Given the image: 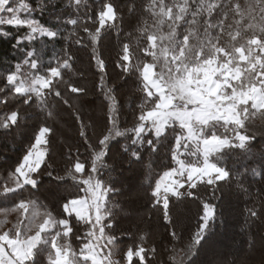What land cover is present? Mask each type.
Returning a JSON list of instances; mask_svg holds the SVG:
<instances>
[{"label":"snow or ice","instance_id":"obj_1","mask_svg":"<svg viewBox=\"0 0 264 264\" xmlns=\"http://www.w3.org/2000/svg\"><path fill=\"white\" fill-rule=\"evenodd\" d=\"M70 5L78 12L81 7L87 10L88 0H70ZM37 10L43 11V5L33 8L25 0H0V26L26 28L22 39L27 41L37 34L57 37L58 31L31 18ZM21 12L27 16L21 18ZM89 20L94 27L87 26ZM122 22L123 16L112 0L102 3L93 16L85 12L82 30L90 41L85 46L92 47L91 59L96 60L101 73L105 72V62L97 58L96 47L102 31H119L117 25ZM67 23L75 26L78 20ZM135 31L138 35L133 37L130 32L129 37L135 39L143 57L135 56L130 43H123L117 64L120 75L135 77V91L141 93L133 112L134 123L121 128L119 102L113 89L104 92L107 119L96 145L86 134L88 126L76 116L81 121L79 135L91 153L90 163L86 169L85 162L77 158L66 170V176L84 195L66 199L60 216L48 209L41 213L37 201L26 195L39 187L45 174L52 175L42 168L49 158L53 130L47 124L38 126L14 170L7 173L6 179L0 177V204H12L0 211L4 217L0 229L8 223L9 215L16 214L12 227L0 231V264H152L149 255L154 259L156 248L146 246L143 236L139 243L121 252L114 231L116 217L124 211L122 200L132 199V194H126L119 185L127 170L124 165L130 168L142 161L145 153L163 152L176 164L154 185L150 180L151 164L146 165L145 174L152 207L159 205L163 220L173 227L170 197H191V190L198 184L216 186V191L222 187L221 182L235 181L236 187L247 193L240 183L242 174L233 175L224 166L226 156L239 150L245 155H258L264 166V0H148ZM69 36H77L78 45L84 43L75 31ZM72 61L73 56L65 50L54 67L49 65L42 71L40 56L28 51L24 64L29 70L22 73V66L17 64L0 87V103L8 109L0 119V132L19 127L21 120L38 119L40 113L47 112L51 117V102L63 99L60 84L71 93H85L86 89L65 79L73 70ZM63 102L68 104L67 99ZM257 136L261 141L258 152L253 144ZM118 137L125 142L113 150L112 142ZM182 156L197 159L189 162ZM252 172L259 175L257 169ZM201 203L197 230L189 233L179 250L172 248L170 264H250L247 259L235 257L230 246L217 239L216 205L203 200ZM247 212L245 227L249 220L264 226V203ZM76 222L83 224L85 231L75 236L80 243L74 247ZM171 236L176 239V231ZM251 246L255 248V241ZM260 248V259L254 264H264V236L260 237Z\"/></svg>","mask_w":264,"mask_h":264},{"label":"trees","instance_id":"obj_2","mask_svg":"<svg viewBox=\"0 0 264 264\" xmlns=\"http://www.w3.org/2000/svg\"><path fill=\"white\" fill-rule=\"evenodd\" d=\"M25 2L33 8H38L42 4L43 11H34L31 13V18L36 19L41 25L50 30L58 31L59 35L57 37L36 35L34 40L27 41L22 39L24 33L27 32L26 28L17 30L10 26H0V33H9L7 36L0 34V87H3L6 76L15 72L17 64L22 66V73L29 70L27 65L24 64L28 51H34L40 56L41 70L43 71L49 65L54 67L57 59L64 57L66 50L73 56V70L68 73L65 79L75 86L86 89V92L71 93L67 91L64 84H60L63 99H59V102L55 100L51 102L49 107L52 112L51 117H48L47 112L40 113L38 119L21 120L19 127H13L7 133L0 132V177H7V173L14 170L18 160L22 159L25 154L35 132L38 131V126L47 124L53 131L49 137V158L45 161L42 171L46 169L52 175L48 176L45 174L40 180L39 187L31 189V192L26 195L37 201L39 206L37 210L41 213L48 209L55 215L60 216L62 212L61 205L66 199L84 195L83 192L78 190L76 182L66 176V170L75 163L77 158L85 162L87 169L91 156L87 144L84 143V137L79 135L81 121L76 119L78 110L75 106L81 111L85 109L89 112L90 109L86 105L87 101H85L89 95H93V100L99 105L101 110L100 119L93 117L92 114L87 115V122L82 119V122L88 126L86 127V134L93 145L97 144V136L100 135L107 119V102L104 99V92L107 89H113L117 95L121 128L129 127L134 123L133 112L137 108L141 93L135 91L137 87V83H134L135 77L130 78L126 74L120 75L121 69L117 67V64L119 63V53L123 43H130L135 56L143 57V53L137 48L133 37L138 35L135 29L141 21L142 6L148 0H112L120 15L123 16V22L117 25L119 31L116 29L103 30L101 42L96 47L97 58L103 59L105 62L104 73L98 70L96 60L91 59L93 49L91 46H85L90 45V41L87 33L83 32L82 29L85 12L87 11L88 16H93L100 10L102 3L108 2V0H88L87 10L81 7L79 12L74 6L70 5V0H25ZM166 2H171V0H166ZM72 19H77L78 24L74 26L67 23V21ZM87 26L90 28L94 27L91 20L87 22ZM73 31L78 34V37L84 39L83 44L78 45L75 43L77 36H69ZM130 32L133 33V37H129ZM65 37H68V39H65ZM18 40L20 41L19 45L17 44ZM142 44L143 41L141 42ZM145 59L150 60L151 58ZM126 86L129 87V96H124L125 91L122 88ZM11 99L12 97L9 96V102H11ZM64 99L68 100V104L63 102ZM7 110L5 105L0 103V119L3 118V114ZM65 110H67L70 119L72 118L71 120L75 121L77 136H75V139L69 136L68 138L66 137L67 139L56 143L57 122L60 123L63 120L59 114L62 115ZM34 111L38 112V110ZM218 131L223 132V129ZM130 136L131 134H129ZM124 142L123 137H118L112 142L111 147L115 150L119 144ZM63 143H67V145L62 147ZM253 144L258 152L261 147L259 136L253 141ZM181 158L189 162L197 159V157L192 156H182ZM212 159L215 160V157ZM223 163L233 175L242 174L240 183L243 188L247 189V193L242 189H238L235 181L231 183L221 182L222 187L216 191H213L216 186L198 184L197 188L191 190L193 192L191 197L184 196L180 199L170 197L169 214L175 225L173 227L166 224L163 220V210L159 205L156 208L152 207L149 181L145 179V174L147 172L146 165L151 164L150 180L154 185L155 180L159 179L164 171L169 170V167H176V164L171 161L170 156L165 155L163 152L158 155L145 153L142 161L131 167L136 168L137 171H135L139 175V183L144 190L143 210L140 211L139 215L149 222V226L132 228V223L127 221V217L124 215L127 202L122 200L124 211H120L117 215L114 227L117 236V247L121 252L126 251L129 246L139 243L140 237L143 236L146 246L156 248L154 259L151 254L149 255V260L152 261V264H170L172 248L176 247L179 250L187 241L189 233H194L197 230L199 223L198 213H201L202 210V200L216 205L217 238L230 226L231 221L229 219L232 216L229 215V210H231L232 202L236 200L238 219L235 226L239 240L232 246L234 256L240 259H247L250 264L259 261L261 256L260 237L264 236V226H261L258 221L252 223L249 220L248 226L245 227V221L248 220L247 209L252 207L259 209L261 203H264V166H262L258 155H245L239 150L226 156ZM49 164L51 167H48ZM124 168L128 171L129 165ZM252 169H257L259 175H254ZM58 177H63V179H58ZM104 179H107L106 175ZM123 180L121 175L119 179L120 186H122ZM205 188H207L206 191ZM181 191H184V189H181ZM213 196L215 197L214 199ZM11 206V202L0 204V211ZM183 218H186L187 221L185 222L184 220L186 219ZM72 219L75 220L74 217ZM11 222H16L13 217L8 220L4 228H11ZM84 231L85 226L76 222L72 233L74 247L80 243V241L75 239V236L83 235ZM172 231H176V239L172 238ZM252 241H255V248L251 246Z\"/></svg>","mask_w":264,"mask_h":264},{"label":"rangeland","instance_id":"obj_3","mask_svg":"<svg viewBox=\"0 0 264 264\" xmlns=\"http://www.w3.org/2000/svg\"><path fill=\"white\" fill-rule=\"evenodd\" d=\"M21 18H24L27 13L21 12L20 13ZM38 36H41L39 34H37ZM87 82V81H86ZM124 92V96L130 95V91H129V87L126 86L125 88H122ZM87 103L86 105L89 107L90 111L87 112L85 109H83L82 111L77 107L76 109L78 110L77 114L86 121V117L89 114H92L93 117H96L98 119H100L101 117V110L99 108V105L97 104L96 101L93 100V95H89L86 97ZM93 108V109H92ZM60 118H62V122L58 123L57 122V137L55 139V142H60V140L63 139H67L69 136L73 137V139H75V136H77V131L75 130V121L70 119V116L67 112V110L63 111V114L60 115ZM87 122V121H86ZM67 137V138H66ZM67 145V143H63L62 147H65ZM61 147V145H60ZM127 164L124 165V167ZM136 168L135 167H130L128 168V171H124L122 173V178L123 180V184H122V188L124 190V192L126 194L131 193L132 194V199L131 200H124L125 202H127V206L125 207V217H127V221H130L132 223L131 227L135 228H143V227H147L149 226V222L145 221V219L141 218V216L139 215L140 211L143 210V199L145 198L144 196V190L141 186V184L139 183V179H138V174L136 173ZM79 175V174H78ZM5 179L7 177H4ZM236 200H234L231 204V210H229V215H231V219H229L230 222V226L228 228H226L222 234L220 236H218L217 239L224 241L225 243H227L230 246V250L234 255L233 252V248L232 246L234 244L237 243L238 236L236 234V222L238 219V209L236 207ZM14 218L16 221V214H11L7 217V220H11V218ZM4 219L3 216H0V220ZM186 219V218H183ZM185 222L187 221L184 220ZM14 223L11 222V226ZM134 225V226H133ZM3 230H7V228L4 229H0V231ZM159 232H162L161 230H158Z\"/></svg>","mask_w":264,"mask_h":264}]
</instances>
